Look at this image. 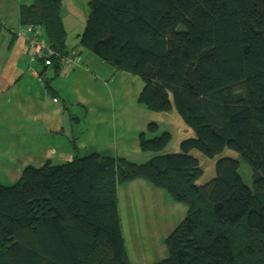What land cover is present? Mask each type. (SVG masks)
Instances as JSON below:
<instances>
[{"label":"trees","instance_id":"obj_1","mask_svg":"<svg viewBox=\"0 0 264 264\" xmlns=\"http://www.w3.org/2000/svg\"><path fill=\"white\" fill-rule=\"evenodd\" d=\"M62 0L20 7V22L44 31L60 54L66 46ZM81 43L117 70L139 75V102L176 109L195 131L181 150L151 122L143 163L93 151L60 163L27 165L12 186L0 185V264H132L118 188L145 179L188 211L166 238L169 254L153 264H264V0H89ZM3 24L0 20V36ZM46 69L62 71L57 57ZM41 69V79L47 74ZM48 84V77L46 78ZM51 87L50 85H48ZM226 147L252 168L222 156L203 173L197 149L214 157Z\"/></svg>","mask_w":264,"mask_h":264},{"label":"rangeland","instance_id":"obj_2","mask_svg":"<svg viewBox=\"0 0 264 264\" xmlns=\"http://www.w3.org/2000/svg\"><path fill=\"white\" fill-rule=\"evenodd\" d=\"M13 1L0 0L1 17L12 13ZM89 14V0H62L66 46L79 54L74 67L59 74L50 68L40 80L31 67L43 65L30 60L22 63L23 79L0 93V185H14L27 165L41 166L48 159L60 163L93 151L146 162L155 152L143 151L139 138L151 122L159 124L161 133H172L165 152L180 151L181 141L195 136L175 105L168 111H153L139 102L144 86L139 75L117 70L82 45ZM2 30L1 39L4 26ZM193 153L203 168L199 183L216 175L218 158L230 156L240 161V174L252 185V168L236 150L226 147L214 157L197 149ZM128 184L121 183L119 206L130 260L153 264L168 256L166 238L186 216L188 206L172 200L164 188L153 185L157 191L148 192L127 188Z\"/></svg>","mask_w":264,"mask_h":264},{"label":"crops","instance_id":"obj_3","mask_svg":"<svg viewBox=\"0 0 264 264\" xmlns=\"http://www.w3.org/2000/svg\"><path fill=\"white\" fill-rule=\"evenodd\" d=\"M34 1L32 0H14L11 4L12 16L11 14L6 13V16L1 17L2 15V6L0 4V20L3 26L6 29V34L0 36V93L5 92L7 88L9 89L12 84L20 81L25 76L24 68L22 63L28 64L31 60L32 62L37 61L40 65V68L36 69L31 67L32 73L35 77H41L39 75L41 68L45 69L43 62L40 61L28 48L27 38L30 36V33L27 32L25 26H23L20 22V7L22 4H32ZM40 35L44 34V31H37ZM75 54L78 56L75 52ZM47 73V72H46ZM43 80V78H42ZM74 156L69 158L72 159ZM127 188L133 187H141L145 188L148 192L157 191L156 187L153 184H150L148 180L145 179H135L129 182ZM127 185V184H124ZM124 185H119L118 195H119V203L121 202V193ZM130 190V189H129ZM120 207V206H119ZM121 213V209H120ZM123 220V218H122Z\"/></svg>","mask_w":264,"mask_h":264},{"label":"built area","instance_id":"obj_4","mask_svg":"<svg viewBox=\"0 0 264 264\" xmlns=\"http://www.w3.org/2000/svg\"><path fill=\"white\" fill-rule=\"evenodd\" d=\"M30 36L27 38L28 48L39 59L42 60L45 65H51L58 58V61L62 65V68H72L77 64L78 58L75 53L60 54L49 43L40 36L34 26L29 25L26 28Z\"/></svg>","mask_w":264,"mask_h":264}]
</instances>
